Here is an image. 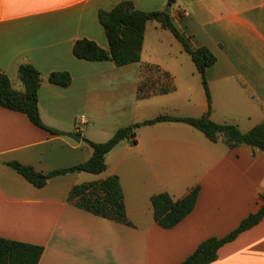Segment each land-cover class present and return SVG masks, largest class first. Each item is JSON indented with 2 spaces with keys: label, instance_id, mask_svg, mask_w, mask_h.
<instances>
[{
  "label": "crops",
  "instance_id": "0c3cea01",
  "mask_svg": "<svg viewBox=\"0 0 264 264\" xmlns=\"http://www.w3.org/2000/svg\"><path fill=\"white\" fill-rule=\"evenodd\" d=\"M121 0H0V72L20 92L21 64L40 72L35 126L27 115L0 106V237L42 245L38 264H179L209 237H223L264 204V150L210 141L181 121L136 130L105 156L102 173L76 172L35 187L9 167L31 165L46 174L86 161L92 148L82 139L108 140L119 128L157 115L200 117L231 123L246 132L264 119V0H130L142 11L169 8L195 46L216 62L206 69L210 92L173 33L146 23L140 61L76 58V40L108 48L97 11ZM161 55L162 60H155ZM152 65L151 67H146ZM67 71V87L48 75ZM16 83V86H15ZM81 135L80 141L66 133ZM117 175L126 222L113 221L68 200L76 184ZM198 186L193 210L172 228L153 216L151 197L173 199ZM210 264H264V215L222 245Z\"/></svg>",
  "mask_w": 264,
  "mask_h": 264
},
{
  "label": "trees",
  "instance_id": "16d2710c",
  "mask_svg": "<svg viewBox=\"0 0 264 264\" xmlns=\"http://www.w3.org/2000/svg\"><path fill=\"white\" fill-rule=\"evenodd\" d=\"M168 0L167 6H170ZM170 14L164 10L142 11L135 8L130 0H121L110 9L97 11L98 22L104 29L108 48H102L95 41L82 38L73 44L72 52L76 58L88 61H111L116 66H122L140 61V53L144 40L146 23L158 21L163 28L170 30L181 42L184 50L190 55L197 71L202 78V84L210 103V92L205 76L206 69L216 62V55L206 46H195L181 36ZM189 37V36H188ZM148 65L146 67H151ZM18 75L24 85L20 92L12 87L9 77L0 72V106L27 115L32 124L51 134L60 135L61 131L45 125L38 109V89L40 72L31 64H21ZM71 75L67 71H55L48 75V81L62 87L71 83ZM162 121H181L200 130L210 141L216 142L222 137L230 147L244 144L264 150V119L250 130L241 132L231 123H217L209 118L208 113L200 117H176L157 115L156 117L132 125L119 128L108 140L94 142L87 138L82 140L92 148V155L84 162L54 169L42 174L31 165L18 161H8L6 164L22 175L35 187H43L48 178L76 173L88 172L99 174L105 171L106 154L121 140L131 139L135 143L136 130L144 125H152ZM41 176H43L41 178ZM199 187L192 188L185 196L173 199L168 193L162 192L151 197L155 222L162 228H172L185 218L194 208ZM68 200L74 205L95 215L117 221L126 222L124 196L117 175H109L104 179L76 184L69 192ZM264 215V204L260 209L245 217L239 225L223 237H209L179 264H210L216 257L218 249L232 241L236 236L255 225ZM43 246L18 240L0 237V264H38L43 253Z\"/></svg>",
  "mask_w": 264,
  "mask_h": 264
},
{
  "label": "water",
  "instance_id": "95a60500",
  "mask_svg": "<svg viewBox=\"0 0 264 264\" xmlns=\"http://www.w3.org/2000/svg\"><path fill=\"white\" fill-rule=\"evenodd\" d=\"M164 11L166 13H170L169 8H165ZM170 20L173 22L174 26L177 28V30L179 31V33L181 34V36L189 43V45L191 46L192 49H195V45L194 43L191 41L190 37L187 36V34L183 31V29L179 26L178 22L175 20V18L173 16H170ZM66 135L72 139H74L75 141H80L81 139V135L77 134V133H73V132H69L66 133ZM43 176H41L42 178Z\"/></svg>",
  "mask_w": 264,
  "mask_h": 264
},
{
  "label": "rangeland",
  "instance_id": "374dc122",
  "mask_svg": "<svg viewBox=\"0 0 264 264\" xmlns=\"http://www.w3.org/2000/svg\"><path fill=\"white\" fill-rule=\"evenodd\" d=\"M172 16V15H171ZM174 17V16H173ZM175 18V17H174ZM155 60H162V56L161 55H156L155 57ZM190 61H192V60H190ZM189 63H191L192 65H194V63H193V61L192 62H189ZM195 66V65H194ZM15 86H16V83H15Z\"/></svg>",
  "mask_w": 264,
  "mask_h": 264
}]
</instances>
